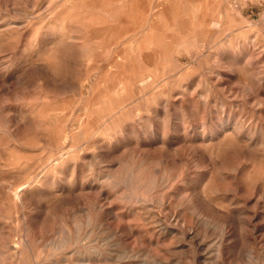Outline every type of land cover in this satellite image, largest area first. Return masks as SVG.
Listing matches in <instances>:
<instances>
[{
	"label": "rangeland",
	"instance_id": "374dc122",
	"mask_svg": "<svg viewBox=\"0 0 264 264\" xmlns=\"http://www.w3.org/2000/svg\"><path fill=\"white\" fill-rule=\"evenodd\" d=\"M90 246L264 264V0H0V264Z\"/></svg>",
	"mask_w": 264,
	"mask_h": 264
},
{
	"label": "bare ground",
	"instance_id": "6f19581e",
	"mask_svg": "<svg viewBox=\"0 0 264 264\" xmlns=\"http://www.w3.org/2000/svg\"><path fill=\"white\" fill-rule=\"evenodd\" d=\"M140 1V0H139ZM207 1V0H206ZM187 3V2H186ZM234 4V3H233ZM195 5V4H194ZM180 6V5H179ZM189 6V5H188ZM142 7V6H141ZM167 9V8H166ZM214 8H213V12H214ZM199 11V10H198ZM201 11V10H200ZM206 11V9H205ZM149 12V11H148ZM165 13V12H164ZM191 13V12H190ZM203 13V12H202ZM133 15V14H132ZM152 15V14H151ZM188 15V14H187ZM191 17H193V15H189ZM229 16V15H228ZM155 18V16H154ZM158 20V19H157ZM150 56V55H149ZM157 60V59H156ZM158 62V61H157ZM145 80V79H144ZM146 81V80H145ZM143 84V82H141ZM142 86V85H141ZM92 126V125H91ZM90 127V125H89ZM92 128V127H91ZM82 130V129H81ZM83 131V130H82ZM93 131V130H92ZM97 134V133H95ZM102 135V134H101ZM95 136V135H94ZM93 136V137H94ZM96 139V138H95ZM73 140V139H72ZM93 141V139H92ZM66 143V142H65ZM95 144V143H94ZM91 145V144H90ZM64 146V145H63ZM71 148V147H70ZM69 148V149H70ZM73 150V149H71ZM85 152V151H84ZM60 155V154H59ZM58 155V156H59ZM68 155V154H67ZM52 156V155H51ZM47 160V159H46ZM54 160V159H53ZM53 163V161H52ZM57 163V162H56ZM126 164V163H125ZM129 165V164H128ZM50 166V165H49ZM137 166V165H136ZM125 167V165H124ZM123 167V169H124ZM139 168V167H137ZM55 170V168H54ZM130 170V169H129ZM132 170V169H131ZM125 172V170H124ZM123 172V173H124ZM142 172V171H140ZM129 173V172H128ZM112 174V173H111ZM130 174H133V173H130ZM129 174V175H130ZM113 175V174H112ZM122 176V175H121ZM113 177V176H112ZM144 177V176H143ZM109 178V177H108ZM119 178V177H118ZM139 178V177H138ZM145 178V177H144ZM101 179V178H100ZM113 179V178H112ZM136 179V178H135ZM104 180V179H103ZM145 180V179H144ZM146 181V180H145ZM155 181V180H154ZM125 180L123 179H119V180H113L111 182V185L113 186H117L121 183H124ZM130 182V181H129ZM134 182V181H133ZM148 183V182H147ZM140 184V183H139ZM132 185V184H131ZM135 185V184H134ZM152 184L150 185H146V186H151ZM141 186V184H140ZM153 186V185H152ZM106 187V186H105ZM124 187V185H123ZM133 187V186H132ZM158 187V186H157ZM25 188V187H24ZM113 188V187H112ZM126 188V187H125ZM129 188V187H128ZM23 189V188H22ZM123 189V188H122ZM139 190V189H138ZM11 191V190H10ZM123 191V190H122ZM121 191V192H122ZM18 192V191H17ZM21 192V191H20ZM120 192V193H121ZM19 195H21L20 193H17ZM126 194V193H125ZM104 195V194H102ZM122 195V194H120ZM126 196V195H125ZM121 199V197H119ZM124 198V197H123ZM16 199V198H15ZM127 199V198H126ZM100 208V207H99ZM89 222V221H88ZM94 224V221L93 223ZM78 227V226H77ZM93 227V226H92ZM101 230V229H100ZM161 230V229H160ZM165 231V230H164ZM78 232V231H77ZM102 234V233H101ZM89 236V235H88ZM106 240V239H105ZM88 241V240H87ZM60 242V241H59ZM58 242H56L55 244H57ZM76 244V243H75ZM101 244V243H100ZM62 245V244H61ZM96 245V244H95ZM60 246V243L59 245ZM100 246V245H99ZM56 247V246H55ZM78 248V247H77ZM111 248V246H110ZM54 255V254H53ZM134 256H132L127 250H123L121 252H118V253H113L112 251L110 250H102L101 248H99L98 246H90V247H84L83 249H80V250H77L75 251V253H73V255L70 256V258L72 260H74L77 264H91V263H97V262H101V261H123V260H129V259H132ZM19 258V256L17 257ZM152 258V257H151ZM137 264V263H136ZM140 264H157V261L154 260L153 258L152 259H149L148 257L143 259L141 261ZM163 264V263H162Z\"/></svg>",
	"mask_w": 264,
	"mask_h": 264
}]
</instances>
